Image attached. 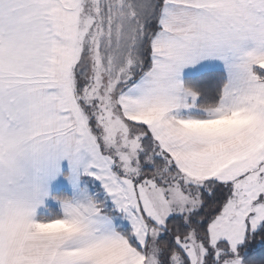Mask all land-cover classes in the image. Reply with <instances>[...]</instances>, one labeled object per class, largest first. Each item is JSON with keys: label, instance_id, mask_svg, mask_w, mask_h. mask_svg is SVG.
Masks as SVG:
<instances>
[{"label": "snow or ice", "instance_id": "6c2138e0", "mask_svg": "<svg viewBox=\"0 0 264 264\" xmlns=\"http://www.w3.org/2000/svg\"><path fill=\"white\" fill-rule=\"evenodd\" d=\"M0 264H264V0H0Z\"/></svg>", "mask_w": 264, "mask_h": 264}]
</instances>
